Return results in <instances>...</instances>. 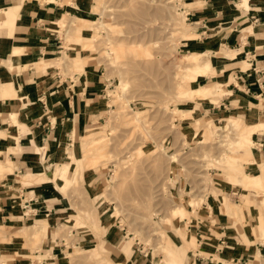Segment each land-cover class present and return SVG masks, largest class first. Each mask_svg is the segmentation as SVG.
<instances>
[{
    "label": "crops",
    "instance_id": "1",
    "mask_svg": "<svg viewBox=\"0 0 264 264\" xmlns=\"http://www.w3.org/2000/svg\"><path fill=\"white\" fill-rule=\"evenodd\" d=\"M183 1L188 4L187 19L196 25L187 39L194 48L186 55L198 54L191 57L192 84L204 76L198 88L186 86L185 94L205 90L196 93L206 97L195 98L203 101V115L214 109L230 112L220 119L212 116L205 139L229 122L245 130L244 139L255 128L252 147L241 153L238 164L251 176L261 175L263 186L258 187L264 190V0ZM93 4L92 0H0V264H58L63 258L55 230L44 237L48 225L56 228L69 209L61 194L65 191L58 187L75 176L82 139L88 143L93 137L85 135L99 130L86 122L105 108L101 98L105 79L101 69L78 62L77 53L67 52L63 38L51 29L60 25L73 31L77 41V35L87 40L93 21L87 16ZM200 102L185 111L201 127ZM192 136L199 138V131ZM99 178L92 174L97 191ZM221 179L224 195L218 202L197 206L198 225L189 226L194 246L198 242V248L189 251L191 264H264V193L243 189L238 183L244 180L233 177L238 183L227 194L226 179ZM102 201L96 202H101L100 208ZM99 207L93 208L96 219L101 218ZM177 218L179 224L172 223L166 232L185 237L187 216L184 223ZM109 232L112 236L116 229L111 226ZM32 235L33 243L45 244L31 247ZM125 242L120 259L125 256ZM130 261L127 264H154L148 257ZM162 261H167L166 254ZM184 264H189L187 254Z\"/></svg>",
    "mask_w": 264,
    "mask_h": 264
},
{
    "label": "rangeland",
    "instance_id": "2",
    "mask_svg": "<svg viewBox=\"0 0 264 264\" xmlns=\"http://www.w3.org/2000/svg\"><path fill=\"white\" fill-rule=\"evenodd\" d=\"M92 2L87 17L93 21L87 40L77 35V41L73 31L52 23L51 30L63 38L67 52L77 53L78 62L101 69L105 108L96 110L86 122L99 130L85 135L93 137L88 143L82 139L75 176L58 187L65 191L61 194L69 202V209L56 228L48 225L47 234L46 227L42 229L44 238L52 230L58 234L63 256L58 264H127L129 259L133 263V258L144 257L155 264L163 262L165 254V264H184L186 254L191 264L189 251L198 248V242L194 246L195 234L189 233V226L198 225L197 206L200 209L203 203L219 201L224 195L218 184L221 178L226 179V193L231 192V185L238 182L229 179L244 177L245 167L241 163L242 169L238 161L252 145L243 137L245 130L231 122L226 127H216L220 131L213 130L214 137L205 139L212 127L207 126L208 121L215 119L212 116L220 119L230 112L214 109L203 115V101L195 98L206 96L197 95L196 90L185 94L186 86L196 89L204 77L192 84L195 77L191 76V57L198 54L186 55L194 48L187 39L196 25L187 19L185 1ZM197 102L201 127L198 119L191 122L185 111L195 108ZM195 131H199V138H193ZM254 139L257 142L256 135ZM72 148L75 147L71 145ZM65 158L69 160L68 153ZM94 172L100 177L98 191L97 181L91 180ZM238 184L264 193L259 187L246 185L245 180ZM102 198L100 208L101 202H96ZM97 206L100 219L94 216L93 208ZM186 216L188 224L183 230L187 236L174 238L166 232L172 229V223L179 224L177 217L184 223ZM111 226L116 229L112 236L107 233ZM33 239L32 235L28 241L31 247L45 244L33 243ZM124 240L125 256L120 259Z\"/></svg>",
    "mask_w": 264,
    "mask_h": 264
},
{
    "label": "bare ground",
    "instance_id": "3",
    "mask_svg": "<svg viewBox=\"0 0 264 264\" xmlns=\"http://www.w3.org/2000/svg\"><path fill=\"white\" fill-rule=\"evenodd\" d=\"M186 16H187V13H186ZM102 29L103 30H105V27L102 25ZM183 38V37H182ZM207 67L210 69V66L209 65H207ZM206 67V68H207ZM196 73V72H195ZM197 75H200V74H197ZM205 89V88H204ZM197 93H200V94H202V93H205V90H199V91H197ZM253 127H251V129H249V131H247V135H246V139H247V141L249 142V144H251L252 143V141H251V139H250V137H251V135H252V133H253V131L255 130V128H253ZM240 166V165H239ZM235 168H238V167H234V169ZM241 168L243 169V166H241ZM240 170V169H239ZM244 177H242L245 181H247V183H248V185L249 186H253V187H257L258 188V186H259V184H261V182L263 181V177L261 176V175H257V176H251V175H249L248 173H246L245 172V169H244ZM64 175H62V177H63ZM229 180H231V181H233L232 179H229ZM240 181H243V180H240ZM261 186H263L262 184H261ZM256 188V189H257ZM98 223V222H97ZM98 228V227H97ZM99 231H103L104 232V229L103 228H100L99 229ZM172 256H177V255H175L174 253H172ZM174 258V257H173ZM176 258V257H175ZM155 264H164V262H155ZM169 264H177L176 262H171V263H169Z\"/></svg>",
    "mask_w": 264,
    "mask_h": 264
},
{
    "label": "built area",
    "instance_id": "4",
    "mask_svg": "<svg viewBox=\"0 0 264 264\" xmlns=\"http://www.w3.org/2000/svg\"><path fill=\"white\" fill-rule=\"evenodd\" d=\"M187 16H188V13H187ZM188 18V17H187Z\"/></svg>",
    "mask_w": 264,
    "mask_h": 264
}]
</instances>
